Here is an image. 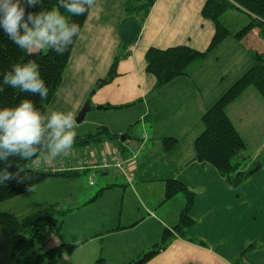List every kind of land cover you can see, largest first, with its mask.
Here are the masks:
<instances>
[{
	"label": "crops",
	"instance_id": "obj_1",
	"mask_svg": "<svg viewBox=\"0 0 264 264\" xmlns=\"http://www.w3.org/2000/svg\"><path fill=\"white\" fill-rule=\"evenodd\" d=\"M124 2L95 0V4L89 7L60 86L48 103L54 107L53 110L72 112L74 117L85 102L90 103V110L99 111L122 110L141 104L144 111L140 112L138 118L149 124L145 142L139 140V144L136 142L132 145L128 135L121 141L126 155L136 153V159L129 166L128 179L116 170V175H109L108 171L113 169L101 173L103 177L108 176L104 188L99 189L102 190L101 195L104 191L122 189V200L127 193L135 202H122L118 218H114L112 212L110 219L87 217L75 225L73 235L65 240L66 244L77 247L71 256L87 255L89 264H94L98 259H102V264H127L160 243L162 232L167 229L173 236L145 264H234L242 248L241 237L234 240L235 227L244 221L245 215L241 205H234V187L212 166L194 160L193 141L203 130L202 114L250 68L243 55L244 48L234 41H228L234 38L227 37L209 51L204 63L195 66L188 76L178 77L154 90L155 79L145 70L147 50L187 46L203 52L207 50L214 32L212 23L201 14L205 0H155L138 35L118 61L114 79L102 84L90 95L98 82L106 77L119 49L125 18ZM258 40L257 31L253 30L251 41L256 43ZM252 42H249V46H253ZM224 45L233 51L232 58L237 65L230 83L222 86L223 75L211 73L208 65L209 57L217 56ZM245 93L231 103L226 112L247 144L246 137L240 132L241 128L248 133L247 124L235 116L237 103ZM250 112H246L243 119L250 117L252 120ZM102 126L113 133L108 123ZM162 138H174L177 143L166 151L160 141ZM148 143L150 146L146 147ZM141 150H144L143 154L137 157ZM167 179L181 182L195 195L194 206L189 213L193 225L182 234L173 228L178 223L184 198L177 194L164 201ZM84 200L80 204L77 199L73 210L84 211L91 206H87L85 197ZM60 242L59 239H52L48 247ZM81 249L85 250L78 253ZM261 254H243L241 262L264 264V254ZM66 261V264H73L76 260L70 258Z\"/></svg>",
	"mask_w": 264,
	"mask_h": 264
},
{
	"label": "trees",
	"instance_id": "obj_2",
	"mask_svg": "<svg viewBox=\"0 0 264 264\" xmlns=\"http://www.w3.org/2000/svg\"><path fill=\"white\" fill-rule=\"evenodd\" d=\"M154 2L155 0H125L123 5L124 23L127 20H134L138 24L136 36ZM54 7H59V11L69 20L70 25L75 22L81 30L89 9L87 3H84L87 11L80 16H73L68 13L59 5L58 0H42V3L26 8V12L51 10ZM231 12L240 14L248 20L246 24L236 31L229 28L224 18L226 14ZM201 14L204 19L212 23L214 29L207 50L199 52L187 46H177L165 50L154 48L147 50L145 54V70L155 79L154 90L164 87L178 77L188 76L195 66L204 63L208 52L227 37H232L240 42L250 32L256 30L258 38L264 42V0H205ZM76 38L77 36L72 37V43L68 45L63 55H57L49 49L45 53L39 51L30 55L12 43L7 35L0 30V85H3L5 90L0 93V108L15 107L21 99H29L33 101L34 108L43 115L46 105L60 86L62 74ZM129 45L124 44L120 40L119 49L113 58L107 75L98 84H106L114 79L118 61L125 55ZM248 52L252 62L250 68L202 114L201 124L203 130L193 141L194 160L212 166L232 187L242 183L264 163V161L259 162L256 167L248 171H238L239 163L233 162L236 155L246 149V144L229 119L226 112L227 107L239 99L250 87L264 101V53L250 50ZM28 60H35L39 65L41 79L44 80L45 86L48 88V95L44 100L39 98L38 93H24L18 88L13 89L9 85L3 84L5 72L10 71L13 65L22 64ZM107 108L115 107L108 106ZM47 135L46 131L44 141L34 145L37 148V152L31 157L22 158L19 153L0 156V203L30 191L35 185L42 183L48 177L71 178L86 172V170L53 172L30 168L28 162L38 158L41 153L48 150ZM124 136L127 138V134ZM119 138L120 135L111 133L104 126H99L94 131L83 136H76L72 148H86L91 145L99 146L103 142L114 141L116 149L125 156L126 152L122 146L123 142ZM141 141L145 142L146 140L142 139ZM160 141L166 151L172 149L177 143L174 138H162ZM4 173H8L7 178H5ZM101 192L102 190L97 195ZM177 194L183 196L184 206L180 211L178 223L173 230L182 234L186 228L193 225V220L190 218L189 213L194 206L195 195L181 182L175 179H167L164 184V201L171 199ZM64 215V212L57 210L56 205L36 211L21 221H18L11 213L0 212V227L8 228L14 232L11 252L12 257L15 259V264H57L64 255H71L76 245L60 243L59 245L48 247L52 239H60ZM57 218H60V221ZM172 236L171 231L164 229L160 243L154 244L148 251L127 264L147 263L165 247ZM34 249L33 257L24 254L25 251ZM244 252L245 250L239 255L234 264H242L241 257ZM102 262V259H98L94 264H102Z\"/></svg>",
	"mask_w": 264,
	"mask_h": 264
},
{
	"label": "rangeland",
	"instance_id": "obj_3",
	"mask_svg": "<svg viewBox=\"0 0 264 264\" xmlns=\"http://www.w3.org/2000/svg\"><path fill=\"white\" fill-rule=\"evenodd\" d=\"M233 12L224 16L225 21L232 30L240 29L247 23V18L238 14L232 16ZM236 14V13H235ZM240 20L243 23L240 24ZM230 38V37H229ZM232 38V37H231ZM260 40V39H259ZM253 43L251 41V32L243 38L240 42L235 39L228 41H234L238 43L244 49L243 55L247 58L250 66L252 64L249 52L259 51L264 53V42L262 40ZM249 42H252L253 46H249ZM230 44V43H225ZM232 45V44H231ZM248 49H246V47ZM47 49L40 50L45 53ZM233 51L227 45H224L217 56L211 55L209 59L210 72L217 76L223 75V85H228L233 76V69L237 65V61L232 58ZM216 57L218 59L214 60ZM234 83V82H233ZM53 106L47 104L45 107L44 116L47 118L49 113L53 111ZM144 107L141 104H136L126 109L113 110V111H99L90 110L84 116L83 121L77 124L74 131L76 136H83L89 132L94 131L97 127L108 123L113 133H119L122 136L125 133L128 135V139L131 140V144L134 145L137 141L142 140V136L146 135V131H149V124L142 122L138 115L141 111H144ZM251 110L252 112H250ZM235 116L240 118L247 124L246 129L240 132L246 137V149L240 151L233 159L234 163H239L238 171H248L256 167L257 163L264 161V101L259 97L253 88H248L245 95L237 103ZM238 112L240 115H238ZM246 112H250L248 119H243ZM247 115V114H246ZM249 120V122H248ZM235 121V117H234ZM45 124L47 120L45 119ZM237 123V122H235ZM137 144H139L137 142ZM150 143L146 145L149 147ZM116 143L114 141L103 142L99 146L91 145L86 148H71L68 155H58L53 157L51 162L45 161V157L49 156V150L41 153L39 159L30 160L28 166L30 168L38 169L39 171H48V165L53 166L61 161L67 160H80L83 156L100 155L101 150L105 154L110 155L116 149ZM100 149V151H98ZM138 149V148H137ZM136 150V149H135ZM145 150V149H144ZM143 150V151H144ZM143 151L138 152L143 154ZM102 172L86 171L76 177L63 178L60 176L48 177L42 183L35 185L30 191L23 193L17 197L6 200L0 203V212H7L14 215V217L21 221L26 216L49 207L56 205L57 210L64 212L62 218V227L60 234V243H67L65 240L73 235L75 228L82 220H86L87 217L92 218L95 216H103L110 219V215L113 212V217L118 218L119 211L121 210V203L124 204L134 203L135 201L129 194H125L122 200V189H114L110 191H104L101 195L97 193L99 189L105 186V179L101 175ZM109 175H116V171H108ZM94 177V184L90 185L91 177ZM117 177V176H116ZM121 177H119L120 179ZM122 181V179H120ZM235 196L233 199L234 205H241V210L244 213V221L236 224L234 240L237 241L241 237L242 248L241 253L245 250L244 254L252 253L264 254V163L261 167L247 177L242 183L234 187ZM156 193V192H154ZM101 195V196H100ZM84 197L87 199V207L84 211H74L76 207L75 202L83 204ZM84 200L83 202H81ZM89 201H92L89 203ZM94 209V210H93ZM68 210H70L68 212ZM60 221V218H57ZM14 241V232L8 228L0 227V264H15V259L12 257V246ZM89 246V245H86ZM236 246V245H235ZM238 247V246H236ZM77 248V247H76ZM75 248V249H76ZM85 249L77 251L82 252ZM34 250L25 251L24 254L33 257ZM77 253V254H78ZM240 253V254H241ZM239 254V255H240ZM62 259L57 264H66V260L72 258L73 264H89L90 259L85 255H69L66 259ZM96 262V261H95Z\"/></svg>",
	"mask_w": 264,
	"mask_h": 264
},
{
	"label": "clouds",
	"instance_id": "obj_4",
	"mask_svg": "<svg viewBox=\"0 0 264 264\" xmlns=\"http://www.w3.org/2000/svg\"><path fill=\"white\" fill-rule=\"evenodd\" d=\"M39 3L42 0H0V30L30 55L43 49L63 55L72 43V37L79 36L80 27L75 22L70 25L59 7L26 12V8ZM58 3L73 16H80L87 11L84 3L91 7L95 0H58ZM3 84L24 93H38L41 100L48 95L35 60L13 65L5 72ZM4 91L0 85V93ZM45 119L46 124L43 123ZM75 127L72 112L53 110L46 118L34 108L32 100L21 99L15 107L0 108V156L19 153L22 158L31 157L37 152L34 145L44 141L47 131L49 156L44 159L51 162L53 157L69 154L76 137ZM4 176L7 178L8 173Z\"/></svg>",
	"mask_w": 264,
	"mask_h": 264
},
{
	"label": "built area",
	"instance_id": "obj_5",
	"mask_svg": "<svg viewBox=\"0 0 264 264\" xmlns=\"http://www.w3.org/2000/svg\"><path fill=\"white\" fill-rule=\"evenodd\" d=\"M146 140L145 135L142 136ZM136 159L135 152H129L127 155H122L117 149L110 155L101 151L98 157L95 155L83 156L80 160L61 161L53 166L48 165V171L66 172V171H102L107 169H114L123 177H128V170L130 164ZM128 179V178H127ZM90 185L94 184V177H91Z\"/></svg>",
	"mask_w": 264,
	"mask_h": 264
},
{
	"label": "water",
	"instance_id": "obj_6",
	"mask_svg": "<svg viewBox=\"0 0 264 264\" xmlns=\"http://www.w3.org/2000/svg\"><path fill=\"white\" fill-rule=\"evenodd\" d=\"M138 32V24L134 20H127L121 30L120 39L124 44H131ZM102 84H97L95 88L90 92V95L94 93L95 89L99 88ZM90 103L85 102L78 114L74 117L75 124H80L87 112L90 111ZM98 109V108H97ZM120 141H124L125 136H120Z\"/></svg>",
	"mask_w": 264,
	"mask_h": 264
}]
</instances>
